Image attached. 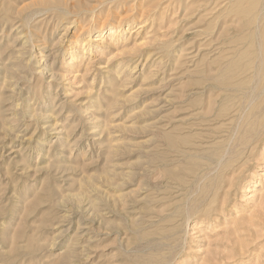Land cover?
Wrapping results in <instances>:
<instances>
[{"label": "rangeland", "instance_id": "rangeland-1", "mask_svg": "<svg viewBox=\"0 0 264 264\" xmlns=\"http://www.w3.org/2000/svg\"><path fill=\"white\" fill-rule=\"evenodd\" d=\"M262 4L0 0V264H264Z\"/></svg>", "mask_w": 264, "mask_h": 264}, {"label": "bare ground", "instance_id": "bare-ground-1", "mask_svg": "<svg viewBox=\"0 0 264 264\" xmlns=\"http://www.w3.org/2000/svg\"><path fill=\"white\" fill-rule=\"evenodd\" d=\"M256 1H257V0H256ZM237 3H238V1H237ZM248 3H249V2H248ZM249 5H250V4H249ZM216 6H217V4H216ZM216 6H215V7H216ZM246 6H247V5H246ZM246 6H245V7H246ZM262 6L264 7L263 4L261 5V7H262ZM217 7H218V6H217ZM239 7H240V6H239ZM245 7H244V8H245ZM227 8H228V7H227ZM254 9H255V8H254ZM256 9H257V8H256ZM234 10H235V9H234ZM240 10H241V9H240ZM263 10H264V9H263ZM263 10H262V11H263ZM226 11H228V10H226ZM237 11H238V9H237ZM240 12H241V11H240ZM246 12H247V11H246ZM249 12H250V11H249ZM256 12H257V11H256ZM243 13H244V12H243ZM248 14H249V13H248ZM225 15H226V14H225ZM261 15H262V14H261ZM232 16H233V15H232ZM232 16H230V18H231ZM250 16H251V14H250ZM224 17H225V16H224ZM228 17H229V15H228ZM236 17H237V16H236ZM236 17H234V18H236ZM225 18H227V17H225ZM225 18H224V19H225ZM230 18H229V19H230ZM232 18H233V17H232ZM232 20H233V19H232ZM232 20H231V21H232ZM235 20H236V19H235ZM235 20H233V22H234ZM262 20H263V18H262ZM225 21H226V20H225ZM225 21H224V22H225ZM229 22H230V21H229ZM222 23H223V22H222ZM225 23H226V22H225ZM227 23H228V22H227ZM235 23H236V21H235ZM217 24H218V23H217ZM232 24H234V23H232ZM223 25H224V24H223ZM226 25H227V24H226ZM239 25H240V24H239ZM232 26H233V25H232ZM232 26H231V27H232ZM235 26H236V25H235ZM261 26H262V25H261ZM217 27H218V26H217ZM236 27H237V26H236ZM213 28H214V27H213ZM228 28H229V27H228ZM248 28H249V27H248ZM259 28H260V27H259ZM216 29H217V28H216ZM236 29H237V28H236ZM238 29H240V26H239ZM259 30H260V29H259ZM215 31H216V30H215ZM237 31H238V30H237ZM250 31H251V30H250ZM254 31H255V29H254ZM218 32H220V31H218ZM218 32H217V33H218ZM260 32H261V31H260ZM260 32H259V33H260ZM217 33H216V34H217ZM235 33H236V32H235ZM226 34H227V33H226ZM238 34H239V33H238ZM217 35H218V34H217ZM217 35L215 36V38H218ZM219 35H220V34H219ZM234 35H235V34H234ZM213 36H214V34H213ZM235 36H236V35H235ZM236 37H237V36H236ZM228 38H229V34L226 35V36H223V37H222L223 41H221L220 43H218V45L220 44V46H224V47L227 49V50H224V49H223L225 52H227V51L229 50L228 46L231 45V43H228V42H229V41H228ZM256 38H257V37H256ZM260 38H261V37H260ZM247 39H248V38H247ZM254 39H255V38H254ZM212 40H213V39H212ZM215 41H216V40H215ZM238 41H243V39H240V40H238ZM258 41H259V40L257 39V42H258ZM234 42H237V40L234 41ZM253 43H254V42H253ZM245 44H246V43H245ZM213 45H215V44H213ZM213 45H212V47H213ZM252 45L254 46V44H252ZM236 46H237V45H236ZM214 47H216V45H215ZM249 47H250V46H249ZM255 47H256V43H255ZM263 47H264V44H263ZM222 48H223V47H222ZM232 48L234 49V47H232ZM256 48H258V49H260V50L262 49L260 43H259V44L257 43V47H256ZM220 50H222V49H220ZM223 50H222V52H223ZM248 50H249V49H248ZM237 51H238V50H237ZM242 51H243V50H242ZM245 51L247 52V50H245ZM251 51H252V50H251ZM263 51H264V50H263ZM212 52H213V51H212ZM216 52H217V51H216ZM218 52H219V51H218ZM218 52H217V53H218ZM225 52H224V53H225ZM248 52H249V51H248ZM260 52H261V51H260ZM217 53H216V54H217ZM220 53H221V52H220ZM229 53H230V52H229ZM233 53H234V52H233ZM251 53H252V52H251ZM225 54H226V53H225ZM223 55H224V54H223ZM226 55H228V54H226ZM226 55H225V56H226ZM217 56H218V55H217ZM221 56H222V54H221ZM229 56H230V55H229ZM218 57H219V56H218ZM213 58H214V57H213ZM247 58H248V57H247ZM257 58H259V57H258V54H256V57H254L252 60H250V63L253 65V68H252V69H253V70H252L253 77L260 76V75H261V72H262L261 69H260V65H261V62H260V61H258L259 65H258L257 68H256V61H257ZM223 59H227V56L224 57ZM229 59H230V58H229ZM214 60H215V59H214ZM217 60H218V59H217ZM219 60H221V59H219ZM261 60H262V59H261ZM228 61H229V60H228ZM223 62H224V61H223ZM225 62H226V61H225ZM212 64H213V63H212ZM222 64H223V63H222ZM224 64H225V63H224ZM245 64H246V63H245ZM217 65H218V64H217ZM236 65H237V64H236ZM224 66H225V65H224ZM261 66H262V65H261ZM216 68H217V67H216ZM222 68H223V66H222ZM224 69H225V68H224ZM246 69H247V68H246ZM213 70H214V68H213ZM214 71H215V70H214ZM249 73H250V72H249ZM263 73H264V72H263ZM240 76H241V75H240ZM242 77H243V76H242ZM248 77H249V76H248ZM233 78H234V77H233ZM228 79H229V78H228ZM220 85H221V84H220ZM256 85H257V84H256ZM258 86H259V85H258ZM254 88H255V87H254ZM260 92L262 93V89H260ZM251 98H252V97H251ZM249 105H250V104H249Z\"/></svg>", "mask_w": 264, "mask_h": 264}]
</instances>
